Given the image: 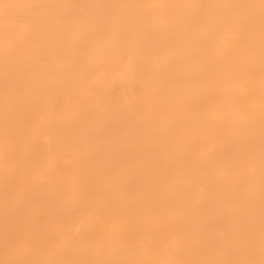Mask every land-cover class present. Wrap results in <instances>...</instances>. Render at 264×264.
Listing matches in <instances>:
<instances>
[{
    "label": "bare ground",
    "instance_id": "6f19581e",
    "mask_svg": "<svg viewBox=\"0 0 264 264\" xmlns=\"http://www.w3.org/2000/svg\"><path fill=\"white\" fill-rule=\"evenodd\" d=\"M213 165L264 185V0H0V264H264Z\"/></svg>",
    "mask_w": 264,
    "mask_h": 264
},
{
    "label": "rangeland",
    "instance_id": "374dc122",
    "mask_svg": "<svg viewBox=\"0 0 264 264\" xmlns=\"http://www.w3.org/2000/svg\"><path fill=\"white\" fill-rule=\"evenodd\" d=\"M214 156V155H212ZM213 171L215 172L214 175H221L220 169H218V166L213 165ZM231 174H225L222 173V181H220L218 188H212L211 193L213 196H216L219 198V200H213L210 202V209L212 212H215V209H220L221 204L219 201H225L228 205L226 209H224L223 214L226 215V217H233L235 212H234V207H232L233 203L237 200L243 205L246 206L249 203L256 202L259 205L263 206L264 205V185H259V186H246V187H241L238 188V184L236 181V178L233 176L235 173V170H230ZM261 174L264 175V168L260 172ZM249 181V180H248ZM248 183V182H247ZM240 186V185H239ZM215 197V198H216ZM215 210V211H214ZM259 212H257L258 214ZM144 223L150 227L153 230L159 231L161 230L162 234L164 235L165 238L169 237V234L167 231L164 230L163 226L160 225L158 222L157 218H155L154 214L151 213L149 215H146L144 217ZM221 232H225L224 229H221ZM222 234V233H221ZM244 243L248 242V237H244ZM202 246H204L205 250L207 251H213V246L210 244L211 242L207 239V237L203 238V241H201ZM220 246L217 248V253H216V261H213V264H257L254 261H249V260H240V258L236 257L234 253H232L228 249V243L226 242H219ZM249 245V244H248ZM226 247V248H224ZM226 252V253H225ZM219 260V261H217Z\"/></svg>",
    "mask_w": 264,
    "mask_h": 264
}]
</instances>
